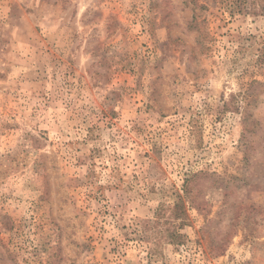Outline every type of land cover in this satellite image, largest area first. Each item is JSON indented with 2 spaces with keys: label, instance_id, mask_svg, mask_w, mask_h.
Listing matches in <instances>:
<instances>
[{
  "label": "rangeland",
  "instance_id": "374dc122",
  "mask_svg": "<svg viewBox=\"0 0 264 264\" xmlns=\"http://www.w3.org/2000/svg\"><path fill=\"white\" fill-rule=\"evenodd\" d=\"M0 264H264V0H0Z\"/></svg>",
  "mask_w": 264,
  "mask_h": 264
}]
</instances>
